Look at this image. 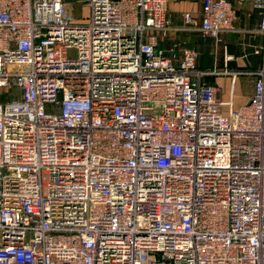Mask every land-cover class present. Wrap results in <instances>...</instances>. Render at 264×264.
Listing matches in <instances>:
<instances>
[{"label": "built area", "instance_id": "built-area-1", "mask_svg": "<svg viewBox=\"0 0 264 264\" xmlns=\"http://www.w3.org/2000/svg\"><path fill=\"white\" fill-rule=\"evenodd\" d=\"M73 1L0 0V264H264V61L225 112L162 46L169 0ZM200 13L181 29L239 31L231 0Z\"/></svg>", "mask_w": 264, "mask_h": 264}, {"label": "crops", "instance_id": "crops-1", "mask_svg": "<svg viewBox=\"0 0 264 264\" xmlns=\"http://www.w3.org/2000/svg\"><path fill=\"white\" fill-rule=\"evenodd\" d=\"M197 1L200 4V10L196 12L192 11L194 7L189 4V0H182L179 4H177L178 8L176 7L175 9L181 10L180 15H182V17L180 16L179 18H176V20H174V18H172V16L169 14V5L170 3L175 4L176 0H169L167 17L170 20L171 25L175 27H183V14L186 12H191L197 19H200L202 0ZM231 1L233 2L236 10L234 25L239 31L233 33H224L222 36L223 42L220 45H217L212 38H209L211 40V43H214L215 49L214 58L208 68H203V60L200 61L199 59V70L212 71L215 69L218 72L206 76L204 78V81L209 86L215 88L217 86L221 87L218 96L219 99H221V101L224 103L225 112L236 110L241 105L248 103L253 92V76L242 74L234 75L231 72L259 69L264 61V53L262 51L258 54L255 53L256 49L264 46V34L259 31L262 9L256 7L250 0ZM192 32L198 33L196 35H201L198 31ZM173 34L176 35L173 36ZM169 35L171 37L170 41L173 42L172 46L175 44H179V46L177 47L180 48L179 52L176 48V51L174 53V57L176 59L181 58L183 47H194L201 52L199 43H194V45H186L185 43L180 41L174 42L177 38L180 39V36L182 35L178 37V34L174 32H171ZM163 39L164 37L162 36L161 44L163 47H165L164 44L166 43ZM202 53L203 52H201V56L203 58L206 55V52H204V54ZM226 54L233 56V60L228 61L227 64L225 62ZM225 70H227L228 72H223Z\"/></svg>", "mask_w": 264, "mask_h": 264}, {"label": "rangeland", "instance_id": "rangeland-1", "mask_svg": "<svg viewBox=\"0 0 264 264\" xmlns=\"http://www.w3.org/2000/svg\"><path fill=\"white\" fill-rule=\"evenodd\" d=\"M65 3H66V9H68V11L73 15L75 16L76 19H78L79 21H82V20H85L86 18H88L89 16V9L87 6L83 5V4H79L77 2H74L73 0H64ZM182 0H176L175 4L174 3H170L169 5V8H170V11H169V14L172 16V18H174V20H176V18H179L180 16L182 17V15H180V11L181 10H176L175 8L177 6V4H179ZM188 2V1H187ZM183 3V2H182ZM189 4L192 5L194 8L192 9L193 12H196V11H199L200 10V4L197 0H189ZM174 8V10H173ZM173 10V11H172ZM172 12V13H171ZM173 27V31L174 33H177L178 37L180 35V39L177 38L176 41H173L174 42H177V41H180V42H183L185 43L186 45H194L199 43L200 44V47H201V52H203L202 54H204V52H206V55L202 58V56L200 57V61L203 60V63L204 65L202 66L203 68H208V66L211 65V62L214 58V49H215V45L214 43H211V40L207 37H202L201 35H196L198 33H195V32H192V30L190 29H181L182 27L181 26H172ZM176 35V34H173V36ZM196 37H197V40H196ZM161 38H162V35H161ZM165 41L166 44H164V46L166 48H170L172 47V41L171 40V37L170 35L168 37H164L163 39ZM170 41V43H169ZM215 42V40H213ZM178 52L180 50V48H177ZM75 54V51H72L71 52V55H74ZM201 65V63H200Z\"/></svg>", "mask_w": 264, "mask_h": 264}]
</instances>
